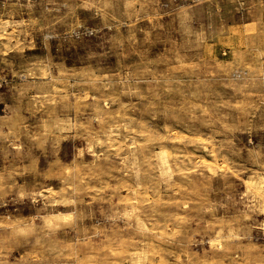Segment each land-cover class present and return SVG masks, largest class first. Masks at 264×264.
Masks as SVG:
<instances>
[{
  "label": "rangeland",
  "instance_id": "374dc122",
  "mask_svg": "<svg viewBox=\"0 0 264 264\" xmlns=\"http://www.w3.org/2000/svg\"><path fill=\"white\" fill-rule=\"evenodd\" d=\"M0 264H264V0H0Z\"/></svg>",
  "mask_w": 264,
  "mask_h": 264
},
{
  "label": "bare ground",
  "instance_id": "6f19581e",
  "mask_svg": "<svg viewBox=\"0 0 264 264\" xmlns=\"http://www.w3.org/2000/svg\"><path fill=\"white\" fill-rule=\"evenodd\" d=\"M61 214V213H60Z\"/></svg>",
  "mask_w": 264,
  "mask_h": 264
}]
</instances>
